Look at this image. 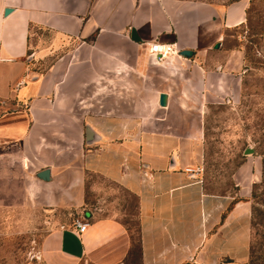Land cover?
Wrapping results in <instances>:
<instances>
[{
    "label": "crops",
    "instance_id": "1",
    "mask_svg": "<svg viewBox=\"0 0 264 264\" xmlns=\"http://www.w3.org/2000/svg\"><path fill=\"white\" fill-rule=\"evenodd\" d=\"M246 6V0H0V151L16 150L47 189L49 204L79 207V219L88 222L82 232L73 222L49 229L38 248L43 264H122L134 251L137 264L246 262L250 187L208 191L188 169L200 147L206 90L234 101L240 95L229 71L240 66L236 52H227L218 69L200 60L227 27L245 21ZM153 39L193 53L152 63L146 41ZM42 168L48 179L37 175ZM260 168L256 160L248 181ZM90 176L100 181L89 183ZM105 182L134 198L136 238L118 217L127 200L118 209L100 196ZM88 191L97 203L88 202Z\"/></svg>",
    "mask_w": 264,
    "mask_h": 264
},
{
    "label": "rangeland",
    "instance_id": "2",
    "mask_svg": "<svg viewBox=\"0 0 264 264\" xmlns=\"http://www.w3.org/2000/svg\"><path fill=\"white\" fill-rule=\"evenodd\" d=\"M204 1L224 5L237 0ZM246 2L245 21L227 27L217 48L210 49L206 59L200 60L208 67L218 69L227 52H236L241 58L240 66L229 71L237 77L240 95L234 101L230 95L218 98L206 90L199 119L200 147L195 152L193 167L199 169L198 175L208 191L239 194L242 186L250 187L251 236L249 255L243 264H264V0ZM246 148L251 151L246 152ZM16 153L12 148L0 151V264H43L38 257L42 236L53 227L81 218L83 210L50 205L45 198L47 189L33 181L36 176ZM256 160L261 163L260 175L248 181L247 174L254 171ZM87 181L100 180L90 176ZM105 187L106 193L100 191V196L105 194V199L111 198L118 209L120 204L125 206L127 200V208L122 207L118 217L136 238L134 198L108 182ZM86 196L88 202H96L93 192L88 191ZM99 200L101 205L107 204V200L106 203L103 198ZM137 263L134 251L122 264Z\"/></svg>",
    "mask_w": 264,
    "mask_h": 264
},
{
    "label": "built area",
    "instance_id": "3",
    "mask_svg": "<svg viewBox=\"0 0 264 264\" xmlns=\"http://www.w3.org/2000/svg\"><path fill=\"white\" fill-rule=\"evenodd\" d=\"M146 45L148 57L152 63H163L168 61L173 55H181L179 53L180 48L176 41H160L158 39H153L146 41ZM188 169L196 174L199 172L198 168ZM73 224L79 232H82L86 228L88 222L75 218Z\"/></svg>",
    "mask_w": 264,
    "mask_h": 264
},
{
    "label": "water",
    "instance_id": "4",
    "mask_svg": "<svg viewBox=\"0 0 264 264\" xmlns=\"http://www.w3.org/2000/svg\"><path fill=\"white\" fill-rule=\"evenodd\" d=\"M7 10L8 9H6V11ZM131 35H132V38L139 39V37L137 36L136 31H135L134 28L131 30ZM215 46L217 47L218 46V43H216ZM179 53L182 56H190L193 53V50L190 49V48H182L179 51ZM159 104L160 105H165L166 104V93L165 92H160V94H159ZM89 133H90V130H89ZM250 151H251V148H246V152H250ZM37 175L39 177L43 178V179H48L49 178V170H48V168H42V169H40L37 172Z\"/></svg>",
    "mask_w": 264,
    "mask_h": 264
},
{
    "label": "trees",
    "instance_id": "5",
    "mask_svg": "<svg viewBox=\"0 0 264 264\" xmlns=\"http://www.w3.org/2000/svg\"><path fill=\"white\" fill-rule=\"evenodd\" d=\"M242 24V23H241ZM240 25V24H239ZM238 26V25H237ZM133 236V235H132Z\"/></svg>",
    "mask_w": 264,
    "mask_h": 264
}]
</instances>
